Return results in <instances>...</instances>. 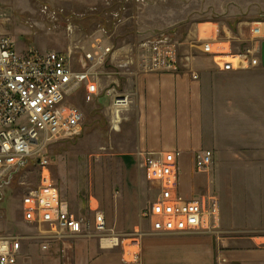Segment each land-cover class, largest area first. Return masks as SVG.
<instances>
[{
	"label": "rangeland",
	"instance_id": "rangeland-1",
	"mask_svg": "<svg viewBox=\"0 0 264 264\" xmlns=\"http://www.w3.org/2000/svg\"><path fill=\"white\" fill-rule=\"evenodd\" d=\"M261 20H264V0H0V33L12 37L19 51L66 53L71 47L87 48L89 39L98 38L116 50V60L106 69L111 73L119 59L135 54L139 42L163 34L179 44L183 52L191 50L196 54L194 63L197 69L202 56L210 57L197 47L200 42L196 38L198 31L201 37L211 36L207 31L216 25L208 22L217 23L220 38L231 41L234 51H239L256 42L250 29L253 22ZM127 46L131 50L126 49ZM78 59V55L73 56L75 69L80 68ZM137 68H140L138 64L123 69L121 74L125 77ZM227 73L249 77V90L259 91L263 96L259 102L246 103L247 108H263L261 114L252 120L247 114L240 122L228 119L225 122L228 128L218 125L212 143L214 139L222 146L223 155L219 164L214 163L209 172L198 170L200 159L188 165L181 158L182 175L194 168L195 177H203L205 185L215 191L212 194H218L224 227L229 220H249L246 208L253 203L246 190L253 172L245 164L232 160L227 150L232 146L264 147V66ZM112 79L113 76L110 78L107 74L103 77V84L110 85ZM122 83L119 90H122ZM74 102L84 114L80 134L61 137L46 147L54 185L69 203L71 211L80 218L89 222L93 220L90 205L94 197V205L98 202L113 231L123 236L139 231L143 239L150 233V219L143 217L142 213L150 207L158 192L146 181L138 163H132L127 157L135 150L136 125L124 120L121 128L115 130L111 123V100L102 95L87 103L84 101V87ZM38 183V167L29 161L0 188V208L6 229L23 235L25 253L30 246V259L44 264L40 261V249L31 245L37 242L47 244L44 239L33 238L45 230L24 222L21 211L22 197ZM207 192L201 187L194 197L209 195ZM261 218L264 220V205ZM220 224L219 221L213 232L220 233ZM82 237L99 239L94 235ZM52 247L53 256H64L61 251L54 250V245ZM114 250L122 251L120 247ZM25 259L22 254L19 264Z\"/></svg>",
	"mask_w": 264,
	"mask_h": 264
},
{
	"label": "built area",
	"instance_id": "built-area-1",
	"mask_svg": "<svg viewBox=\"0 0 264 264\" xmlns=\"http://www.w3.org/2000/svg\"><path fill=\"white\" fill-rule=\"evenodd\" d=\"M256 42L243 50L234 51L231 41L220 38L199 39L200 51L210 55L213 66L234 72L263 65L262 43L264 20L253 22L250 29ZM87 48L71 47L66 53H41L29 50L21 53L8 34L0 33V188L18 172L20 163L32 161L38 167L39 183L22 197L24 222L45 233L33 238L58 244L63 254L72 249L71 239L79 236L99 237L105 249H122L125 263H138L142 254V236L135 231L123 236L113 231L105 213L91 201V222L71 211L56 185L48 144L64 136L81 132L83 111L74 99L84 87V101L91 103L102 95L111 99V123L117 130L123 122V112L131 106V95L119 90L117 75L123 69L139 65L149 73H180L193 69L195 53L183 52L168 35L146 38L139 42L135 54L119 59L114 70L106 71L116 60L114 46L92 38ZM80 50V52H79ZM78 55L79 69L72 65ZM113 76L112 83L103 84V77ZM198 170L212 164L211 152L198 157ZM138 166L146 181L157 189L158 196L142 216L150 219V233L191 234L211 232L217 228L220 215L219 199L214 194L189 198L181 191V152L142 151L137 153ZM24 236L11 233L3 223L0 208V264H19Z\"/></svg>",
	"mask_w": 264,
	"mask_h": 264
},
{
	"label": "crops",
	"instance_id": "crops-1",
	"mask_svg": "<svg viewBox=\"0 0 264 264\" xmlns=\"http://www.w3.org/2000/svg\"><path fill=\"white\" fill-rule=\"evenodd\" d=\"M208 23L216 25L207 31L211 36L201 37L198 31L197 40L216 38L217 31L220 32L217 23ZM125 48L131 50L129 46ZM210 58L202 56L197 69L193 61L198 78H194L187 69L180 73H147L137 68L125 77L124 74L117 75V83L124 84L121 91L130 94L132 99L128 111L123 112V122L127 120L136 125L135 150L127 154L132 163H138L137 153L142 151H180L181 158L188 165H192L199 156L211 152L212 164L206 169L209 172L214 163L219 164L223 155L222 146L214 139L212 143L218 125L228 128L225 124L228 119L240 122L247 114L251 115V120L261 114L263 108H247L246 103L259 102L263 96L259 91L249 90V77L218 70ZM260 149L245 145L232 146L227 150L232 160L245 164L253 172L246 186L253 203L246 208L249 220H229L225 227L220 206V233L214 230L191 234L147 233L142 239V254L138 263H125L121 250L105 249L96 237L74 238L71 241L72 249L64 256L52 255L53 245L54 250L60 252L58 244H50L49 248L37 242L31 246L40 249V261L44 264H264V220L261 218L264 205V149ZM194 171V168H190L187 175H182L181 167L182 193L192 198L197 189L205 187L207 193L212 194L214 190L205 185L203 177H195ZM217 197L220 203L218 194ZM29 247L26 253L23 250L26 259L22 264L41 263L30 259Z\"/></svg>",
	"mask_w": 264,
	"mask_h": 264
},
{
	"label": "water",
	"instance_id": "water-1",
	"mask_svg": "<svg viewBox=\"0 0 264 264\" xmlns=\"http://www.w3.org/2000/svg\"><path fill=\"white\" fill-rule=\"evenodd\" d=\"M262 62H263V66H264V41H263V43H262ZM25 163H20V165H19V169L24 165ZM19 169H18V171H19ZM12 176L13 175H11V178H12ZM10 178V179H11Z\"/></svg>",
	"mask_w": 264,
	"mask_h": 264
},
{
	"label": "bare ground",
	"instance_id": "bare-ground-1",
	"mask_svg": "<svg viewBox=\"0 0 264 264\" xmlns=\"http://www.w3.org/2000/svg\"><path fill=\"white\" fill-rule=\"evenodd\" d=\"M117 130H118V128H117Z\"/></svg>",
	"mask_w": 264,
	"mask_h": 264
}]
</instances>
